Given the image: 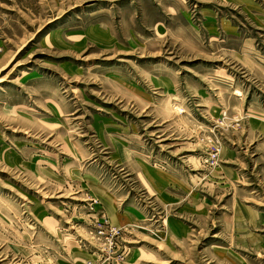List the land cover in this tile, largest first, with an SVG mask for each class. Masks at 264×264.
Returning a JSON list of instances; mask_svg holds the SVG:
<instances>
[{
  "label": "rangeland",
  "instance_id": "obj_1",
  "mask_svg": "<svg viewBox=\"0 0 264 264\" xmlns=\"http://www.w3.org/2000/svg\"><path fill=\"white\" fill-rule=\"evenodd\" d=\"M0 264H264V0H0Z\"/></svg>",
  "mask_w": 264,
  "mask_h": 264
},
{
  "label": "crops",
  "instance_id": "obj_2",
  "mask_svg": "<svg viewBox=\"0 0 264 264\" xmlns=\"http://www.w3.org/2000/svg\"><path fill=\"white\" fill-rule=\"evenodd\" d=\"M213 27V26H212ZM216 29V28H215Z\"/></svg>",
  "mask_w": 264,
  "mask_h": 264
}]
</instances>
